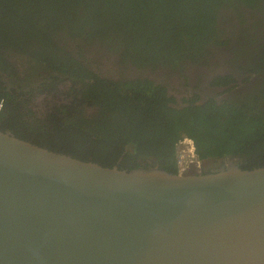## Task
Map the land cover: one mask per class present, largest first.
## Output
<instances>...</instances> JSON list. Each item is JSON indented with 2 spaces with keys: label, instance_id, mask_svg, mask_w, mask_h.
Returning <instances> with one entry per match:
<instances>
[{
  "label": "trees",
  "instance_id": "1",
  "mask_svg": "<svg viewBox=\"0 0 264 264\" xmlns=\"http://www.w3.org/2000/svg\"><path fill=\"white\" fill-rule=\"evenodd\" d=\"M244 9L257 16L264 0H0V132L126 171L177 174L183 138L203 162L240 156L241 170L264 167L260 93L174 109L161 86L101 78L90 68L103 62L83 55L101 50L137 69L207 65L209 49L238 37ZM229 28L234 37L220 42Z\"/></svg>",
  "mask_w": 264,
  "mask_h": 264
},
{
  "label": "water",
  "instance_id": "2",
  "mask_svg": "<svg viewBox=\"0 0 264 264\" xmlns=\"http://www.w3.org/2000/svg\"><path fill=\"white\" fill-rule=\"evenodd\" d=\"M0 264H264V167L126 171L0 132Z\"/></svg>",
  "mask_w": 264,
  "mask_h": 264
},
{
  "label": "flooded vegetation",
  "instance_id": "3",
  "mask_svg": "<svg viewBox=\"0 0 264 264\" xmlns=\"http://www.w3.org/2000/svg\"><path fill=\"white\" fill-rule=\"evenodd\" d=\"M244 12L247 20L235 32L238 37L226 47L213 46L214 51L207 58L208 65L137 69L129 65L113 64L112 58L104 57L103 65L93 64L90 71L113 81L121 78L147 79L165 90V96L171 100L167 106L174 109L202 106L210 102L220 105L223 102L229 104L251 100L255 103L258 93L264 99V11L258 9L257 16L252 15V9H244ZM250 17H254V20ZM83 53L86 56L90 54L86 50ZM91 57L96 59L95 56ZM257 111L264 118V105L262 108L257 107ZM242 160L240 156L210 160L213 164L201 174L219 171L229 162L239 167Z\"/></svg>",
  "mask_w": 264,
  "mask_h": 264
},
{
  "label": "built area",
  "instance_id": "4",
  "mask_svg": "<svg viewBox=\"0 0 264 264\" xmlns=\"http://www.w3.org/2000/svg\"><path fill=\"white\" fill-rule=\"evenodd\" d=\"M2 102H0V110ZM175 157L177 165V174L188 175L190 172L193 174H201L203 169V161L199 160L195 146L191 139L183 138L178 141L175 147Z\"/></svg>",
  "mask_w": 264,
  "mask_h": 264
},
{
  "label": "rangeland",
  "instance_id": "5",
  "mask_svg": "<svg viewBox=\"0 0 264 264\" xmlns=\"http://www.w3.org/2000/svg\"><path fill=\"white\" fill-rule=\"evenodd\" d=\"M227 31V33L229 34L231 31H228V30H226ZM219 34V41L221 42V40L224 42V40L225 39H228L229 37H234L232 34ZM229 36V37H228ZM72 45V44H71ZM73 47H75L74 45H72ZM93 49H90V51H88V50H86V52H89L90 54L87 56L88 58H93V57H91V56H95L96 57V59H98L100 62L101 61H103L104 60V57L101 55V53L99 52V51H101V50H99V51H92ZM211 53H212V51H210V49L208 50V55H207V58H209L210 56H211ZM88 54V53H87ZM209 61V59H207V62ZM207 65H208V63H207ZM211 164H213L211 161H205V162H203V169H202V171H204L205 169H206V167H208L209 165H211Z\"/></svg>",
  "mask_w": 264,
  "mask_h": 264
}]
</instances>
